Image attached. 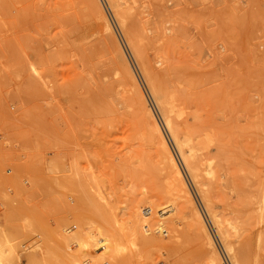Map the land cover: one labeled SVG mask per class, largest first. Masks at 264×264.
Returning <instances> with one entry per match:
<instances>
[{"label": "rangeland", "instance_id": "rangeland-1", "mask_svg": "<svg viewBox=\"0 0 264 264\" xmlns=\"http://www.w3.org/2000/svg\"><path fill=\"white\" fill-rule=\"evenodd\" d=\"M112 1L0 0V264H233L207 203L238 262L264 264V0ZM133 46L194 146L207 202ZM138 92L199 221L183 199L161 210L169 168Z\"/></svg>", "mask_w": 264, "mask_h": 264}, {"label": "bare ground", "instance_id": "bare-ground-1", "mask_svg": "<svg viewBox=\"0 0 264 264\" xmlns=\"http://www.w3.org/2000/svg\"><path fill=\"white\" fill-rule=\"evenodd\" d=\"M108 1L110 2V0H108ZM112 2L113 1L111 0V2H110L111 5H112ZM112 7H113V10H114V13H115L114 15H116V18L118 20V24L120 23V25L123 28H125V30H126V27H125L126 26L125 15H124V12L121 10L120 5H116V4L113 3V6ZM101 20H102V25H103L104 31L105 30L106 31L110 30V24L108 23V20H106V18L104 16H102V14H101ZM129 29H131V28H129ZM127 31L130 33L129 30H127ZM111 34H112V32H111ZM130 35H137V33L136 34H131L130 33ZM139 36L138 37L137 36H134V37H136L137 40H139L138 39ZM129 40L132 43V40H135V39L134 38L131 39V37H129ZM137 40H136V42H137ZM134 42L135 41H133V44H131V45H134ZM137 46H139V45H137ZM116 48H117V46H116ZM132 48H134L133 51H135V53L137 54L136 57L138 59V62L140 61L139 63L141 64V67H142V70L144 72V75L148 79L147 81H149L150 89H151V91H152V93L154 95V98L156 99L157 105H158V107H159V109H160V111L162 113V116H163V119H164V123H165L168 131L170 132V135H171L172 140H173V143H174V145H175V147L177 149V152H178V154H179L182 162L184 163V165L188 169V171L190 173V176H191V179L198 186V190H199L198 192H200L199 194H201L202 197L206 200L205 191L201 187L204 184L203 181L200 178L201 177V171H202V169L200 168V165H198V161H197V158H196V153H195L194 146L190 145V143L188 142V139L183 134H181L179 131H177L175 129V127L173 126V124H172L173 117L171 118L172 115H170V109L166 106V104L164 102V99L165 98H162L163 96H161V94H160L161 93L160 92V89L161 88H159L160 85L158 86V84L156 82V79H154V77H153L154 74L152 76L151 75V72H149L152 69L151 68H148L147 67L148 64L145 61H143L142 55H141L142 53L139 52L140 50L138 49L139 50L138 51L135 46H133ZM153 73H155V72H153ZM131 81H132V79H131ZM133 84H134V82H133ZM137 94H138V96L137 95L136 96L138 97L139 101L142 103V106H143V109H144V112H142V113H145V114L143 116H145L147 118V120L149 122L148 124L150 125L149 126V129L146 130L145 128H146V126L148 124L145 125L146 122H144L145 123L144 124V126H145L144 127V129H145L144 133H146V138L149 141L152 140V139H156L157 140L158 144L160 145L159 153H161L164 156V158L166 159V163L168 165V168H169V170L167 171V173H164V177H165V181H166L165 185H166L167 189H166L165 196H164L165 201H164V203H162L164 206L161 207V210L163 208L166 209L168 206L169 207L172 206V209H174L173 208V205H175V206H176V204L178 205L179 204L178 201L181 200V199H183L184 202H186L187 204H190L191 207H193L192 211H194V216L199 221V219H201V218H199V215L200 214L198 213L197 209H195V207L193 205L194 203H193V198L191 196V193L188 190L187 185L185 184V181H184V179L182 177V173H181V171H180V169H179V167H178V165H177V163H176V161H175L172 153L169 150V147H168V145L166 143V140L164 139V137H163V135L161 133V130H160V128H159V126H158V124H157V122H156V120H155L152 112L150 111V109L148 108V106L145 105L146 102H144L145 101V99H143L144 97L142 98L143 95L141 96L139 94V92ZM207 173L208 174L211 173L210 168H207ZM206 202H207V200H206ZM168 203H169V205H167ZM169 207H168V209H169ZM207 207H208L209 216H210V218H211V220L213 222L214 227L216 228V232L219 235L220 240H222V243H223V246H224L223 247L224 250L228 253V255H230V258L232 259L233 264H240L238 262V260L234 256L233 249H232L233 247H231V244H230V241H229V238H228V231H227V229L222 226L220 218H219L220 221L218 220V216L213 211V208H212L213 206L211 207V205H209L207 203ZM158 225H159V223H158ZM200 226H201V228H202V230H203V232H204V234L206 236L205 238L207 239V242L209 243L208 245H212V243H213L212 240H211L212 238L209 237V235H208L209 233L206 232L207 230L204 228L205 226L203 225V223ZM85 235H86V239H88V240L85 241V243L87 245H92V246L96 245L95 242H92V239L94 238L93 232L88 231V232L85 233ZM118 237H119V235L117 234L114 238H112V240H111V243H112L111 245L112 246L111 247H113L114 249H116L117 252H121L122 251L121 244L118 243V242H116ZM94 241H95V239H94ZM96 248H97V246H96ZM122 256H123V254H122ZM122 258H123V260L121 259V262L124 261V257H122ZM214 259H216V262H217L216 264H219L220 263L217 256L215 258H213L212 260H214Z\"/></svg>", "mask_w": 264, "mask_h": 264}]
</instances>
